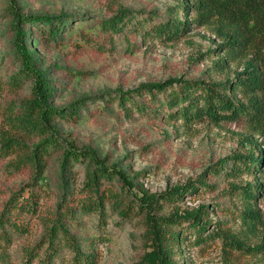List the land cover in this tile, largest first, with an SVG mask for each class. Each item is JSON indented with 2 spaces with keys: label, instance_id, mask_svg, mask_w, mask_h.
Wrapping results in <instances>:
<instances>
[{
  "label": "rangeland",
  "instance_id": "obj_1",
  "mask_svg": "<svg viewBox=\"0 0 264 264\" xmlns=\"http://www.w3.org/2000/svg\"><path fill=\"white\" fill-rule=\"evenodd\" d=\"M184 1L21 0L23 12L27 14L68 15L59 39L52 41L37 35L32 40L41 66L49 69V76L57 85L54 105L62 107L79 98L98 96L118 88L132 90L141 83L171 77L209 82L235 77L243 70L245 58L229 54L226 46L220 47L222 40L213 32L216 23L212 18L202 25L194 21L198 17L194 0H187L190 6L184 14L178 7ZM118 4L134 11L136 18H145L142 24L145 31H102L100 21L112 16ZM4 6V0H0V130L5 129L1 111L6 101L29 92L27 84L18 92L7 88L9 72L6 67L10 69L14 65L8 64L3 56L10 49L12 35L10 18L3 13ZM170 16L181 21L191 20V24L172 38L157 34L152 27ZM239 97L238 94L234 99ZM147 98L145 94L133 96L136 101L146 102ZM168 113L169 110L162 107L156 113L133 109L129 114L116 101L106 103L94 99L85 105L78 119L55 123L61 139L78 148H94L106 165L117 164L137 187L141 185L151 193L167 192L203 174L207 176V187L198 188L180 201L163 204L158 211L160 215H168L175 209L207 206L208 227L202 233L204 240L194 228L184 224V240L179 248L174 247L175 264H264L263 252L231 249L222 240L225 236L254 245L264 237V184L254 201L263 221L254 234L249 233L237 218L244 202L237 192H231L230 187L231 183H261L264 171L258 176L261 180L246 172L230 177L223 172L209 171L224 157L245 153L252 146L246 140L251 134L247 122L238 119L215 124L203 119L185 124ZM252 137L258 142L261 139L259 135ZM254 151L256 153L255 147ZM58 161L59 154L54 152L37 184H33V175L28 170L9 174L0 169V214L5 203L20 188H24V192L19 201L31 198L29 210L16 208L11 212L10 220H14L19 229L13 230L9 222L4 224L8 234L6 238L0 236V255L6 264H25V252L36 247L45 224L53 217L61 194L57 185ZM228 162L227 167L231 160ZM76 167L79 169L76 187H79L83 171L82 166ZM120 185L114 181L111 187L119 192ZM106 213L105 222L99 229L94 226L98 224L97 216L86 219V225L79 233L89 240L82 248L94 253V264H134L144 252L143 217L137 214L130 222L122 220L111 213L107 204ZM216 231L221 233L216 234ZM68 258L69 254L64 250L57 261L66 262ZM2 261L0 258V264ZM32 264H38L37 260Z\"/></svg>",
  "mask_w": 264,
  "mask_h": 264
},
{
  "label": "trees",
  "instance_id": "obj_2",
  "mask_svg": "<svg viewBox=\"0 0 264 264\" xmlns=\"http://www.w3.org/2000/svg\"><path fill=\"white\" fill-rule=\"evenodd\" d=\"M4 2L3 13L10 18L12 35L10 49L3 56H6L8 64L14 65L10 69L6 67L9 72L7 88L18 92L27 84L29 92L11 97L2 107V125L5 129L0 130V169L9 174L28 170L33 175V184H37L49 158L54 152L59 154L57 185L61 190L60 200L53 217L45 224L36 247L25 252V264H32L34 260L38 264H94V253L82 248L89 238L82 237L79 230L86 225V219L90 216H97L98 224L94 226L99 229L107 215L106 204L111 213L122 220L130 222L137 214L143 217L144 252L134 264H175L174 247L179 248L184 240V224L194 228L199 238L204 240L202 233L208 227L205 218L207 206L181 211L175 209L168 215H160L158 211L163 204L180 201L198 188L207 187V176L203 174L167 192L151 193L141 185L137 187L117 164L106 165L94 148H78L61 139L55 122L78 119L85 105L94 99L105 100L106 103L116 101L129 114L133 109L142 113H156L166 107L168 116L179 117L185 124L203 119L215 124L243 119L251 131L246 140L252 146L245 153L224 157L209 171L223 172L230 177L246 172L258 177L264 171V0L193 2L194 11L198 13L194 21L202 25L212 18V22L216 23L213 32L222 40L220 47L226 46L229 54L245 58L243 70L235 77L228 76L218 82L171 77L164 81L141 83L132 90L118 88L98 96L79 98L62 107L54 105L57 85L49 76V69L41 66L32 40L37 35L52 41L59 39L60 32L67 25L68 15L27 14L23 12L21 0ZM184 2L179 3L178 7L186 14L190 5L187 0ZM114 12L100 21L102 31H145L142 24L146 19L136 18L134 11L118 4ZM190 24L191 20L181 21L170 16L152 28L157 34L172 38L188 29ZM144 94L148 96L146 102L133 99L134 95ZM238 94L239 99H234ZM253 135H259L260 141ZM77 165L82 166L83 171L79 187H76ZM261 178H264V172ZM261 178L258 177L259 180ZM114 181L121 184L119 192L111 187ZM260 182L256 185L249 182L244 185L230 184L231 192H237L244 202L237 218L252 234L263 222L254 207L264 180ZM23 192L24 188H20L18 193L12 195L0 214V236L3 238L8 234L5 223L9 222L13 230L19 229L18 224L10 220L12 210L30 209V197L18 200ZM76 194L80 197H75ZM222 237L231 249L264 253V237L254 245L242 239ZM64 250L69 258L66 262H58L59 253ZM0 258L6 264L4 257L0 255Z\"/></svg>",
  "mask_w": 264,
  "mask_h": 264
}]
</instances>
